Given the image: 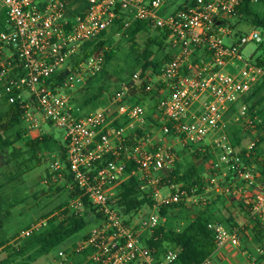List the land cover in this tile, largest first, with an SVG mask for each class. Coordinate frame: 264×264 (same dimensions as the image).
I'll use <instances>...</instances> for the list:
<instances>
[{"label": "built area", "instance_id": "obj_1", "mask_svg": "<svg viewBox=\"0 0 264 264\" xmlns=\"http://www.w3.org/2000/svg\"><path fill=\"white\" fill-rule=\"evenodd\" d=\"M83 1L87 10L73 17L66 0H0L6 27L0 32V101L20 106L31 139L38 137L37 116L65 132L66 159L63 152L53 157L46 183L64 181L69 190H80L63 211L83 214V198H88L101 214L74 250L92 249L84 264H175L179 247H169L157 258L142 237L166 226L163 208L201 204L193 207L194 218L209 202L204 196L174 191L175 187H167L171 190L163 194L158 188L162 174L174 169L178 147H200L209 136L227 133L229 126L256 132L262 125L249 107L255 91L264 85V63L246 59L243 49L262 43L263 33L256 27L243 34L235 31L232 22L242 0H186L171 12L170 0ZM250 3L264 8V0ZM123 16L125 28L145 22L166 34L162 64L158 70L140 65L104 106L83 113L73 104L72 94L101 72L103 53H95L74 70L66 72L65 66L85 43L108 32ZM65 72L61 85L49 83ZM255 143L245 158H251ZM245 158L231 145L223 146L220 162L235 173L236 181L222 191L236 197L250 217L235 209L233 214L240 215L236 227L212 220L209 228L217 249L201 264H215L216 254L230 248L240 250L248 264H264V249L242 241L251 220L264 223V182ZM130 165L134 168L128 173ZM209 167L215 171L219 164L209 162ZM131 177H137L153 200L148 212L132 214L139 215L133 222L119 206L122 186ZM48 223L49 219L33 223L20 237L28 238ZM58 257L66 264L69 254L61 250Z\"/></svg>", "mask_w": 264, "mask_h": 264}, {"label": "trees", "instance_id": "obj_2", "mask_svg": "<svg viewBox=\"0 0 264 264\" xmlns=\"http://www.w3.org/2000/svg\"><path fill=\"white\" fill-rule=\"evenodd\" d=\"M66 2L72 10L71 14L73 17L81 15L88 7L83 0H66ZM256 8L258 7L253 6L250 0H242L237 18L239 21L249 20L248 22H250L253 27L260 29L264 36V16L257 12ZM150 28V25L145 22H135L131 27L125 28V18L123 16L121 19L115 21L111 30L118 29L119 32L123 33V37L130 44L131 52L135 54L138 61H140L139 66L141 65L143 69L152 67L158 70L163 60L158 58V56L156 57V53L163 52L165 40L167 38L166 34L156 30L158 35L149 38L144 48H141L137 42L138 36ZM5 29V14L1 12L0 32ZM108 32H104L97 39L85 43L79 52L71 58L74 65L70 68L74 70L78 64L97 52L103 53L104 56V64L101 72L88 80V87L85 89V93L94 90L93 95L85 98L78 105L72 101L82 112L86 107L89 108L87 113L92 112L108 102V99L105 98L106 89L103 86L96 88V85L101 81H108L109 72L107 67L114 61L117 55L114 48L111 46L112 41ZM163 59L165 60L166 58ZM257 62L263 64L264 56L257 60ZM66 72L54 76L49 80V83H52L53 87L61 85L66 77ZM134 72L135 71H133V73ZM133 73H131L130 77ZM130 77L127 80H129ZM255 99L257 100L255 101ZM263 103L264 85L255 91L252 96L249 107L250 113L261 118L264 114V107L259 109V106ZM1 106L7 108L5 110H0V170L2 167H7L11 170L10 172L1 173L4 181H0V255L6 254L5 259L1 260L0 264H35L39 259L50 255L56 250L58 251L65 243L91 226L94 221L97 223L98 220L101 219V214L97 212V209L89 202L88 198H83L85 211L81 215H76L69 210L61 211L62 206H60L57 209L58 215L49 220L48 226L38 232H34L28 238H21L18 235L9 237L1 234L12 219V210L19 204L18 202L10 204V200L4 189L11 183L23 179V177L33 169L40 167L44 161V155L46 153H51L54 146H58V141H56L52 135L44 134L35 139L27 138L24 147L17 148L16 143L23 141L27 136V133L21 129L24 123V112L18 104H8L7 100L0 101V107ZM263 126L264 124L259 125L257 130H260ZM243 132H245L244 129L237 125L229 126L227 129V138L235 152L238 151L237 148L242 144ZM263 142L264 139L261 138L255 143L254 147L249 150L250 159L245 158L248 152L247 148L242 149L238 154L246 159L244 160L245 164L255 166L264 181ZM61 149L63 151V159L65 160L64 145L61 146ZM193 149L195 150L196 147L185 148L187 151H193ZM195 152L194 157L199 161L203 153L199 150H195ZM133 168V165H130L127 170L128 173H131ZM208 169L215 179L221 175L216 174V171L212 170L210 167ZM205 174L204 168L201 165L191 163L189 166L184 167L179 161L176 162L171 172L162 174V185L166 187H175L174 191H186L188 195L192 197H201L203 195L211 197L215 195L216 201L213 202V205L199 210L194 218H189L186 226L181 231L171 226H162L155 229L151 235L145 236L143 239L145 244L156 251L155 255L157 258H159L167 248L174 246L181 249L179 259L175 264H201L211 257L217 249L215 234L214 231L209 228V223L212 220H218L226 226L236 227L238 225L237 220L240 215L231 214L228 205V203L232 201V198L224 196L220 193V189L206 194L208 181L205 178ZM235 181V173L229 171L225 181H223L224 183L221 185V190L232 185ZM69 182L73 183L72 177H69ZM66 187L58 188V191L66 190ZM122 192L119 206L122 213L126 216L137 213L144 207L153 206V200L150 196L151 193L145 191L137 177H131L122 186ZM79 195H81V192L77 187H75L73 191H68L69 200ZM213 207L217 209L215 214L211 213ZM179 208L182 210L185 208L183 203L163 208L161 210V215L166 216L168 215V210H176ZM240 209L246 217H250V212L248 210L244 211L242 205ZM242 241L244 244H248L250 241L256 246L264 249V223L251 220V225L246 226L245 231H242ZM75 249H77V246ZM91 252L92 249H87L79 253L82 256V263L87 260Z\"/></svg>", "mask_w": 264, "mask_h": 264}, {"label": "rangeland", "instance_id": "obj_3", "mask_svg": "<svg viewBox=\"0 0 264 264\" xmlns=\"http://www.w3.org/2000/svg\"><path fill=\"white\" fill-rule=\"evenodd\" d=\"M186 0H170L171 5L174 7L170 8L168 12H171L175 9V7L182 5L185 3ZM257 12H259L262 16H264V8L258 7L256 8ZM249 21V20H248ZM246 20L239 21V19H234L232 24L235 26V31L238 33H246L251 31L254 27L250 22ZM109 37L112 41L111 46L114 48L116 52V57L114 61L108 65L107 69L109 72L108 81H101L96 85V88L103 86L105 90V98L109 99L112 93L115 91V89L118 87V84L120 82L126 81L131 73L135 71L139 67L140 61H138V58L135 54L131 52L130 44L128 41L123 37V33L119 32L118 29L109 30ZM263 33V32H262ZM158 33L155 29L150 28L145 30L143 33H141L138 38L137 42L139 43L141 48H144L146 41L149 38H153L157 36ZM227 43L231 42L226 40ZM156 50V49H155ZM104 51V50H102ZM164 53L157 52L156 57L161 58ZM243 54L246 59L256 61L257 59H260L264 56V36H263V42L260 44H249L243 49ZM74 65L73 61L70 59L67 65L65 66L66 71L70 67ZM100 73V72H99ZM88 86L86 85L81 90L75 92L72 94L73 101L76 105L80 104L85 98L90 97L93 95L94 90L89 91L85 93V89ZM257 99H255L256 101ZM264 107V103L259 106V109H262ZM7 107L1 106L0 110H5ZM89 110L88 107H86L83 110V113H87ZM38 120V126L37 130L35 131L34 135L41 136L44 134L52 135L56 141H58V146H54L53 151L51 153H46L44 155V161L42 165L38 168L33 169L29 173H27L23 179L19 181H15L11 183L9 186H7L6 189V195L10 200L11 203L18 202L19 204L12 210V219L5 227L4 232H2V235H7L9 237L11 236H20L22 231L26 228H28L33 223H38L39 221L43 219H53L58 215L57 209L58 207L62 206L61 211H63L64 208H66L69 204L68 199V191L69 188L65 186V182L61 181L54 184H47L46 180L49 177V164L54 156H59L63 152L61 149V146L65 144V132L53 125H51L49 122L44 121L39 116L36 117ZM262 119V125L264 124V114L261 117ZM26 133L27 136L24 138L23 141H20L16 143L17 148L24 147L25 140L29 137V130L27 123H23V126L21 127ZM242 136V144L240 147L237 148L238 151L236 153H239L242 149H246L249 147V145L252 142H258L261 138L264 139V126L260 130H256V132L244 130ZM249 131V132H248ZM227 133H219L217 135H211L207 138L206 143H204L200 147H196L195 150H199L203 153V156L198 161L195 155V150L193 151H187L183 148H177L176 151L178 152V161L183 164L184 167L189 166L191 163H196L197 165H201L204 168L205 171V178L208 181L207 184V193H212L216 189H220V193H222L224 196L227 194L223 193L221 190V185L224 183L228 172L230 171L228 166L224 163L220 162V157L223 152V146L224 145H231L230 141L228 140ZM215 140H219V143L215 142ZM264 147V142L263 145ZM209 162H213L215 164H219V167L215 169L216 174L220 175L217 177V179H213V174L208 171L209 169ZM11 170V169H10ZM10 170L7 167H2L0 170V181H4L3 176L1 173L10 172ZM255 171L257 173L258 170L255 168ZM66 187V190L58 191V188H64ZM158 188L162 191L163 194H166L168 191L171 190V188H167L164 185L158 186ZM179 189V188H178ZM205 194V195H206ZM214 201H213V200ZM208 201H211L210 205H213L216 201V196L214 195L210 199H207ZM201 204H195L192 203L188 206H186L183 210L182 209H170L168 210L167 222L166 226H171L174 229L181 231L187 224V220L192 218V209L193 207H198ZM209 205V206H210ZM150 209H147V207L142 208L138 212H142L144 214L145 212H148ZM133 214V213H132ZM132 214H129L126 216V218L129 219L130 222L136 221L139 217L138 214H135L134 216ZM97 225L96 221L89 226L87 229H85L82 233L79 235L73 237L71 240H69L66 244H64L61 248L58 249V251L52 252L50 255L43 257L37 264H64L62 260L58 257V252L61 250H64L69 254L68 262L66 264H84L85 261L82 263V256L79 253H76L74 250L76 246L78 247L81 242L84 240V238L92 231V229ZM144 235L142 238L144 239ZM254 246H252V249ZM235 252V258L236 256H239L240 258L235 259L236 261L234 264H240V260H242L244 257H241L242 254L240 250L233 249ZM72 255V256H71ZM246 262L243 264H248L247 258H245ZM243 262V261H242ZM138 264V263H135Z\"/></svg>", "mask_w": 264, "mask_h": 264}, {"label": "crops", "instance_id": "obj_4", "mask_svg": "<svg viewBox=\"0 0 264 264\" xmlns=\"http://www.w3.org/2000/svg\"><path fill=\"white\" fill-rule=\"evenodd\" d=\"M263 181V180H262ZM264 182V181H263ZM219 191V190H218ZM204 196V195H203ZM214 196V195H213ZM213 196H211V197H213ZM226 196H229V195H226ZM211 197H207V196H204V197H202V198H206V199H210ZM230 198H232V201L231 202H229L228 203V205H229V208H230V213L231 214H233V213H237L238 211H240L241 209H240V206L242 205L241 204V202H239L238 201V199H235L236 197H234V196H229ZM213 200V199H212ZM209 202V204L207 205V206H205V207H201L200 209H204V208H206V207H208L210 204H211V201H208ZM237 210V212L235 211L234 212V210ZM193 210V209H192ZM211 213L212 214H215L216 212H217V209L215 208V207H213L212 209H211ZM196 213V211L195 210H193L192 211V215H194ZM66 244V243H65ZM235 252L233 251V249L232 248H230V249H226V250H221V251H219L217 254H216V256H215V264H234V262L236 261L235 259H238V258H240L239 256H236V258H235ZM241 257H243L242 256V254L240 255ZM5 257H6V254L4 253V254H1L0 255V261L1 260H3V259H5ZM42 259V258H41ZM41 259H39L35 264H37ZM243 261V262H242ZM246 262V260H245V257L242 259V260H240V264H243V263H245ZM236 264H237V262H236Z\"/></svg>", "mask_w": 264, "mask_h": 264}]
</instances>
